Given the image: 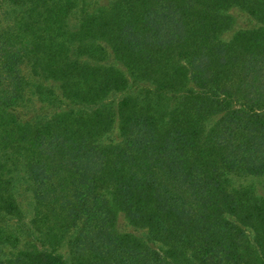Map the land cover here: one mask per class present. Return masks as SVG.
<instances>
[{"label": "trees", "instance_id": "16d2710c", "mask_svg": "<svg viewBox=\"0 0 264 264\" xmlns=\"http://www.w3.org/2000/svg\"><path fill=\"white\" fill-rule=\"evenodd\" d=\"M0 264H264V0H0Z\"/></svg>", "mask_w": 264, "mask_h": 264}, {"label": "rangeland", "instance_id": "374dc122", "mask_svg": "<svg viewBox=\"0 0 264 264\" xmlns=\"http://www.w3.org/2000/svg\"><path fill=\"white\" fill-rule=\"evenodd\" d=\"M230 11H232V10H230ZM233 12V11H232ZM245 21V18L243 17V16H240V15H237V16H235V18H234V28H238V26L241 24V23H243ZM233 30L231 29V30H227L226 32H225V34L226 35H229V34H231V32H232ZM234 184H237V181H236V183L235 182H233ZM234 184H233V186H234Z\"/></svg>", "mask_w": 264, "mask_h": 264}]
</instances>
